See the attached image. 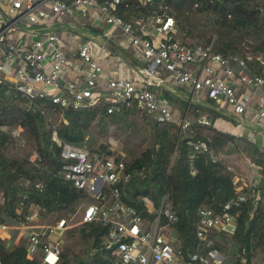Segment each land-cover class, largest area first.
Instances as JSON below:
<instances>
[{"label": "built area", "instance_id": "obj_1", "mask_svg": "<svg viewBox=\"0 0 264 264\" xmlns=\"http://www.w3.org/2000/svg\"><path fill=\"white\" fill-rule=\"evenodd\" d=\"M152 1L142 0L141 4L147 6ZM124 2L0 0V96L25 97L31 108L54 128L53 140L61 147L65 160L61 175L93 198L84 208L81 222L101 221L109 226L104 244L107 248H116L118 264H226L225 253L212 247V241L207 242L205 250L199 245L186 255L180 240L170 233L178 214L168 197L162 198L157 211L153 202L145 198L148 210L156 211L154 219L143 218L124 201L120 185H127L134 174L145 176V166L136 172L130 171V160L117 151V144L111 142L112 154L92 151L62 141L55 129L50 111L56 113L58 107L79 109L107 102L109 113L126 108L158 123L178 122L181 134L191 127L192 121L186 115L176 119L172 104L161 96L168 80H172L192 94L191 101L213 103L215 108L224 109L236 119L242 128L249 127L248 124L252 127L247 123V114L252 113L258 130L264 132V102H254L252 94L260 92L264 101V75L253 72L241 55L218 52L214 38L208 43L183 42L177 35V20L168 6L162 13L133 15L127 20L118 12ZM68 16L73 17L71 23L65 20ZM79 23L82 25L78 26ZM95 23L99 31L89 32L87 27ZM64 29L69 31V43L77 35L82 38L73 68L79 74L78 81L64 75L69 61L60 36ZM117 30L133 47L136 61L116 51L120 44L116 39ZM111 60L126 66L130 74L105 77V64ZM163 71L168 73V80ZM240 86L251 87L253 91L242 93ZM202 90L205 96L199 95ZM197 122L211 124L206 117H199ZM0 129L13 137L17 148L24 145L22 125ZM188 144L193 155L207 154L213 162L235 161L232 154L216 152L206 140L190 139ZM38 157L39 153L34 150L31 160L36 161ZM260 158L264 161V152ZM247 161L249 165L255 162L249 158ZM236 166L230 163L226 168L239 174ZM260 169L264 171V165ZM196 172L194 169L193 173ZM261 175L264 178V172ZM36 185L43 189L42 182ZM245 203L251 205L252 216L259 210L264 212V180L251 178L244 186H237L235 196L220 211L212 206L199 207L196 228L199 239L204 241L213 230L235 234L240 208ZM71 220L61 216L56 223H41L40 209L33 207L16 225L0 217V238L9 242L13 230L17 229L28 258H37L39 264H61L64 235L72 226ZM0 264H5L1 255ZM258 264H264V257Z\"/></svg>", "mask_w": 264, "mask_h": 264}, {"label": "trees", "instance_id": "obj_2", "mask_svg": "<svg viewBox=\"0 0 264 264\" xmlns=\"http://www.w3.org/2000/svg\"><path fill=\"white\" fill-rule=\"evenodd\" d=\"M141 2L125 0L118 12L128 20L133 15L162 13L165 6H168L177 20V35L186 44L195 43L189 42V37L202 39L205 43L211 41L212 36L200 29L199 21L195 20L200 18L198 15H205L203 20L200 18V22L212 29L215 49L228 56L241 55L248 61L253 72L264 75V0H153L147 6ZM164 94L170 97L168 93ZM108 106L107 102H102L79 109L58 107L53 122L59 138L92 151L112 154L110 142L91 147L85 144L87 131L93 124H97L101 132L105 133L109 126L120 125L134 112L122 108L109 113ZM203 108L198 104L192 105L189 110L192 125L181 134L178 122L153 121L151 144L141 156L130 160L128 165V169L133 172L145 166L146 174H134L127 185H120L123 198L143 218L154 219L162 198L168 197L178 214V221L170 226V233L180 240L186 255L199 245L205 250L208 241H212V247L228 253L232 241L239 248L235 264H254L259 249L264 251V212L259 210L252 216L249 203L240 208L235 234L213 230L203 241L196 233L199 207L212 206L220 211L235 196V177L226 170V166L222 162H213L207 154L193 155L192 147L188 144L190 139L206 140L212 148L219 150L233 139L217 131L208 139L206 126L197 122ZM142 115L152 121L147 115ZM18 124L25 129L26 142L19 147H32L39 153V157L32 161L28 151L22 155L11 153L8 148L13 147L14 139L0 129V193L3 198L0 201V217L9 223H17L33 207L38 206L42 215L58 213L59 218L67 212L75 211L77 206L85 202L84 211L93 198L61 175L65 160L61 156V147L52 139V126L41 113L31 108L25 97L1 95L0 127L6 125L12 128ZM252 148L248 150L251 154L260 152L257 146ZM194 169L197 170L195 174ZM40 182L44 184L42 190L36 185ZM145 198L153 202L156 211L148 210ZM66 217L72 219L68 215ZM70 224L72 226L64 235V244L67 236L78 235L76 237L84 245L85 257L74 253L73 259L76 261L71 263L70 255L63 252L61 264H118L116 248H107L104 244L109 226L101 221L84 223L81 220L77 226L73 219ZM218 237H222L221 240ZM0 255L5 264H39L37 258L27 257L24 245L10 249L2 238Z\"/></svg>", "mask_w": 264, "mask_h": 264}, {"label": "crops", "instance_id": "obj_3", "mask_svg": "<svg viewBox=\"0 0 264 264\" xmlns=\"http://www.w3.org/2000/svg\"><path fill=\"white\" fill-rule=\"evenodd\" d=\"M74 14H76V13H74ZM65 20H68L71 23V20H73V17L68 16V18L66 17ZM85 21H86V19H85ZM80 25H82V23L78 24V26H80ZM97 26H98V24L95 23L94 26L89 25L87 28H88L89 32L97 33L99 31L98 29H100ZM117 32H118V37L116 39L120 42V44H119V47L116 49V51L120 50L124 54L125 57L129 58L132 61H136L133 47L129 46L126 38L119 35L120 34L119 30H117ZM60 36L62 39V43H64V45L66 46L65 49L67 51L68 60H69L66 64L65 69H64V72H65L64 75L70 80L78 81L79 80V74L77 72H75L73 68H74V64L77 62V59H78V53H77L78 52V46H79V43H80L82 38L77 35L75 37L74 41L73 42L71 41V43H69V41H68L70 38L69 31L66 29H64L63 31L60 32ZM191 70L195 71V68L191 67ZM104 72H105L104 76L107 78H119V77L128 76L130 74V70L126 66H124L120 63H117L114 60L108 61L105 64ZM239 90H241L242 93H244V92L251 93L253 91V88H251V87L244 88V87L240 86ZM185 91L187 93H184ZM164 93H168V95L170 97L166 96ZM252 94H253V99H255L254 102H259V103L264 102L260 92H257V93L252 92ZM161 96L167 98L170 101V103L173 106L174 113L176 114L175 117L178 120L183 118L185 115L190 119L191 114L189 113V110L191 109L192 105L198 104V105L204 107L203 111L200 113L198 118L199 117H206L211 121L210 125L203 124L207 128V134L210 132L208 135V139H211V136L213 135V132H215V131L222 132V133L227 134L233 138L232 141H230L225 148H222L219 150L213 148L216 152L229 153V154L233 155L232 158H234L235 161L226 160V161H223L222 163L225 166L227 164L234 163L235 166L237 165L236 168L239 167L240 171H242V169L244 167L245 170L243 173L241 172V174H247L248 175L247 176L248 181L246 183H248L251 178L264 180L263 176L261 175V173L264 171H262L260 169V166L264 165L263 159L260 158V156L263 155L264 146H261L259 144L260 138L264 137V132H260L258 130V128H257L258 123H255L256 121H255V119H253L254 116L252 115V113L247 114V117H248L247 123H250L252 125V127H250V125L248 124L249 127H243L242 128V127H240V125L236 119L229 116L225 112L224 109L219 110V109L215 108V105L213 103H210L209 101H206V100L191 101L190 98H191L192 94L190 92H188L186 88L181 87L180 85L176 84L172 80L168 81V87L167 88L162 89ZM224 106H225L224 103H222V107H224ZM56 114H57V111H56ZM46 122L48 123L47 120H46ZM234 123H235V126L231 128V125H234ZM18 125H21V124H18ZM4 126H6V125H4ZM55 127H56V124H55ZM24 131H25V129H24ZM53 132H54V128H53ZM23 139L25 142L24 132H23ZM52 139H53V137H52ZM241 142L244 144L245 148H247L248 150L252 147L257 146L259 148L260 152H258L256 155L251 154L252 152L249 154L240 152L239 151L240 148L237 147V145L240 144ZM25 143H24V145H25ZM19 146H23V145L20 144ZM13 147L16 148L15 143L13 144ZM34 150L35 149H32L31 154ZM252 150H253V148H252ZM239 156H241V157H239ZM30 157H31V155H30ZM246 158H249V159H252L253 161H255L253 163V165H249L248 161L246 162ZM238 159H241V160L238 161ZM240 163L244 164V165L242 166ZM226 170H227V168H226ZM245 171H247V172L245 173ZM237 178L239 180V179H241V176L236 174V176L234 178L235 190H236L237 186L238 187L244 186V184H242L241 181H238ZM35 207L37 208L38 206H35ZM58 219L59 218H56L53 223H56L58 221ZM40 222L44 223V224L45 223L53 224L51 222H44L41 210H40ZM16 224H14V225H16ZM6 244H7V247L10 249H13L18 245H23V242H21V239L19 238V231L17 229L13 230L12 239L9 242L6 240ZM236 260H237V257H236V259H234V261H232L231 264H235ZM253 261H254V264L257 263L255 259ZM226 264H228V263H226Z\"/></svg>", "mask_w": 264, "mask_h": 264}, {"label": "rangeland", "instance_id": "obj_4", "mask_svg": "<svg viewBox=\"0 0 264 264\" xmlns=\"http://www.w3.org/2000/svg\"><path fill=\"white\" fill-rule=\"evenodd\" d=\"M198 17H200L203 20L205 18V15H198ZM200 18H195L196 21H199L200 29L206 31L208 35H211L212 38L215 39L212 29L209 27H205V25H203V23L200 22ZM195 32L197 33L198 30H196ZM187 40L189 42L205 43L202 39H196L193 37H189ZM163 72L166 77V80H168L170 78L168 73L166 71H163ZM204 90H202L201 93H199V95H202V93H204V96H205ZM184 93H187V92L185 91ZM49 113L51 114L52 118H54L55 112L50 111ZM152 124H153V120L151 121L146 116L142 115V113L134 111L120 125L109 126L108 130L105 133L101 132L97 124H93L90 127V129L87 131V134H86L87 142L85 144L91 147L93 145L99 146L102 143L106 144L107 142H110L111 144L112 142L114 144H117V148H118L117 151L118 150L121 151L122 153L127 155L129 160H132L134 158L141 156L143 152L146 151V148L151 144ZM234 126H235V123L234 125H231V128ZM209 133L207 135H209ZM259 144L261 146H264V137L260 138ZM237 147L240 148L239 151L242 153H246V154L250 153L248 149L245 148L242 142L239 145H237ZM24 148H21V147L15 148V147L9 146L8 149L10 150L11 153H14L17 155H22V153H24L25 151H28L29 153H31L32 147L30 148L28 147L26 149ZM239 160L241 159H238V161ZM236 169L239 170V167ZM241 172L243 173V171H240L239 174L233 173V172L231 173L234 175V177L236 176V174L241 176V179L238 180L237 178V180L241 181V183L245 185L246 182L248 181V177H247L248 175L241 174ZM0 201H3L1 193H0ZM84 203L85 202L77 206L75 211L65 213L66 215L70 216L73 219L74 223L76 224L79 223V221L81 220L82 213H83L82 209H83ZM59 215L61 214L59 213ZM56 218H58V213L51 214V215H43L44 222H50V221L53 222V220H55ZM10 224H16V223H10ZM78 225L80 224H77V226ZM76 236L78 237V235L67 236L65 240V244H64V249H63V252H67L68 255H70V257L72 258L70 260L71 263L76 261V259H73L74 253L79 254L82 258L85 257L84 245L81 242V240H79ZM221 238L218 237V239L220 240ZM225 255H226V263L231 264L232 261L236 259V257L237 258L239 257L238 246L234 242L231 241L230 246H229V252L225 253ZM263 257H264V251L260 248L255 258L256 262L258 263Z\"/></svg>", "mask_w": 264, "mask_h": 264}, {"label": "water", "instance_id": "obj_5", "mask_svg": "<svg viewBox=\"0 0 264 264\" xmlns=\"http://www.w3.org/2000/svg\"><path fill=\"white\" fill-rule=\"evenodd\" d=\"M98 52V49L97 48H95V53H97Z\"/></svg>", "mask_w": 264, "mask_h": 264}]
</instances>
